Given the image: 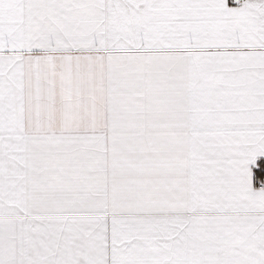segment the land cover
Listing matches in <instances>:
<instances>
[{
    "label": "snow or ice",
    "instance_id": "6c2138e0",
    "mask_svg": "<svg viewBox=\"0 0 264 264\" xmlns=\"http://www.w3.org/2000/svg\"><path fill=\"white\" fill-rule=\"evenodd\" d=\"M0 264H264V0H0Z\"/></svg>",
    "mask_w": 264,
    "mask_h": 264
}]
</instances>
